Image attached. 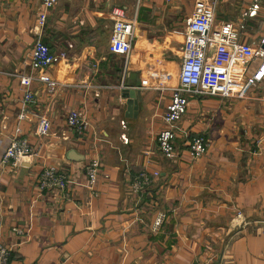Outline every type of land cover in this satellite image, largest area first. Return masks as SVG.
Returning a JSON list of instances; mask_svg holds the SVG:
<instances>
[{
	"label": "crops",
	"instance_id": "0c3cea01",
	"mask_svg": "<svg viewBox=\"0 0 264 264\" xmlns=\"http://www.w3.org/2000/svg\"><path fill=\"white\" fill-rule=\"evenodd\" d=\"M197 1L57 0L40 30L43 0H0V240L9 264H264V78L246 86L264 64V0H218L216 9L215 26L231 23L248 47L225 68L244 95L187 94L177 155L158 145ZM115 7L136 23L128 63L111 49ZM38 34L61 57L33 69ZM229 56L224 48V64ZM21 72L35 77L24 119ZM134 82L141 99L130 113L123 89ZM72 110L88 122L82 133L68 123ZM42 115L52 128L38 137ZM196 134L208 147L191 157ZM13 138L35 153L5 161ZM94 157L101 167L89 187ZM44 164L66 172V188L39 189ZM156 170L150 185L134 187Z\"/></svg>",
	"mask_w": 264,
	"mask_h": 264
},
{
	"label": "built area",
	"instance_id": "2783aa9c",
	"mask_svg": "<svg viewBox=\"0 0 264 264\" xmlns=\"http://www.w3.org/2000/svg\"><path fill=\"white\" fill-rule=\"evenodd\" d=\"M172 2L173 0H165ZM57 0H43L40 10L37 27L41 30L46 25L48 11L52 9ZM218 0H199L195 4L192 15L188 18L183 45V59L179 71V84L173 86L172 98L163 113L164 127L159 132L157 141L160 150L170 157H175L174 150L177 137V122L187 110L189 93H209L223 96H242L246 86L260 81L264 78V64L253 74L243 88L237 87L229 77L225 75V68L228 71L232 61L236 57H243L248 47L241 44L239 34L231 23H224L215 26L216 9ZM115 21L111 35L112 51L126 57V62L133 50L135 20L125 17L121 8L113 9ZM41 34V33H39ZM37 36L31 53V67L41 69L59 60L61 55L51 51L49 44L42 40L41 35ZM264 44V35L261 38ZM227 48L230 52L228 63L224 64L221 58V51ZM0 73L2 71L0 70ZM20 83L24 86V97L21 104L20 119H24L28 104L34 96L31 85L35 77L27 72L17 74ZM68 123L77 132L82 133L87 129L88 122L79 111L72 110L68 115ZM52 128V121L47 115L39 118L36 134L38 137L47 135ZM187 143L191 157L203 155L208 147V139L204 134L188 136ZM33 147L28 139L13 138L7 147L4 160H12L14 163L26 155L34 154ZM101 167L99 158H92L86 166L87 185L94 187L98 180ZM159 171H142L135 177L134 187L136 189L150 185L153 179L159 176ZM69 182L66 172L54 165L44 164L38 178L39 189H64ZM162 221L158 219V224ZM11 249L0 240V264H9ZM52 264H63L54 262Z\"/></svg>",
	"mask_w": 264,
	"mask_h": 264
},
{
	"label": "water",
	"instance_id": "95a60500",
	"mask_svg": "<svg viewBox=\"0 0 264 264\" xmlns=\"http://www.w3.org/2000/svg\"><path fill=\"white\" fill-rule=\"evenodd\" d=\"M263 48H264V44H263ZM133 87H137V88H133ZM140 87H141V82H134V83L127 84V86L124 87L123 89V93H124L123 96L128 99L127 106H128V110L130 113L131 111H134L135 109H138L139 107V100L141 99Z\"/></svg>",
	"mask_w": 264,
	"mask_h": 264
},
{
	"label": "rangeland",
	"instance_id": "374dc122",
	"mask_svg": "<svg viewBox=\"0 0 264 264\" xmlns=\"http://www.w3.org/2000/svg\"><path fill=\"white\" fill-rule=\"evenodd\" d=\"M176 79H177V73L174 74V80H176Z\"/></svg>",
	"mask_w": 264,
	"mask_h": 264
}]
</instances>
